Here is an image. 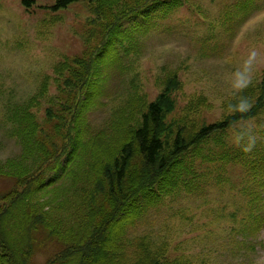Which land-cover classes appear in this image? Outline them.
Returning a JSON list of instances; mask_svg holds the SVG:
<instances>
[{"label":"rangeland","instance_id":"1","mask_svg":"<svg viewBox=\"0 0 264 264\" xmlns=\"http://www.w3.org/2000/svg\"><path fill=\"white\" fill-rule=\"evenodd\" d=\"M23 1L0 0V163L18 158L22 151L10 136L13 126L5 117L37 96L45 77L53 83L58 64L85 54L92 29V16L84 2L53 13L48 9L57 0H32L34 4L29 9ZM166 3L172 6H164L158 12L147 11L124 24L126 34L138 43L133 54L126 56L120 51L117 67L102 69L101 86L92 98L93 105L83 125L85 139L111 132L114 115L133 99L155 101L173 74L182 88L174 94L177 108L169 121L181 118L192 101L204 98L210 108L195 114L201 125L222 121L228 103L244 89L261 84L264 0ZM56 95V87L51 85L48 100ZM47 107L44 100L36 111L42 123ZM48 125L51 132L52 125ZM246 134L252 137L246 142L248 147L241 144L246 141ZM260 141L264 145V115L235 125L227 131L221 145L210 141L204 153L213 157V162L203 165L201 160L195 161L193 177L198 179H193L191 187L182 184L151 206L131 226L128 236L133 240L147 238L156 247L167 246L171 261L264 264V223L260 225L264 212L258 211L264 207V162L259 166L263 172L256 179L248 171L250 154L254 151L260 156L264 151ZM230 150L236 151L235 156L219 163L222 153ZM12 187L11 180L0 178V200ZM259 225L262 228L254 231ZM247 227L253 233H247ZM59 250L46 234L38 236L33 264H46Z\"/></svg>","mask_w":264,"mask_h":264},{"label":"trees","instance_id":"2","mask_svg":"<svg viewBox=\"0 0 264 264\" xmlns=\"http://www.w3.org/2000/svg\"><path fill=\"white\" fill-rule=\"evenodd\" d=\"M80 2L88 5L92 16L87 51L58 64L53 83L45 77L38 95L5 117L22 151L18 158L0 163V178L13 182L0 200V264H33L42 234L60 248L46 264H189L169 260L167 246L156 247L144 237L133 240L127 233L151 206L182 184L191 187L198 179L193 177L195 161L213 162L204 153L205 145L220 144L235 125L264 115V77L258 87L244 89L228 103L222 121L201 125L195 114L210 108L204 98L192 101L181 118L169 121L177 108L174 94L182 88L173 74L155 101L133 99L118 109L111 132L85 141L83 125L101 86L102 69L117 67L120 51L133 54L138 43L126 34L124 24L172 5L167 0H57L48 10L59 13ZM33 4L23 1L27 9ZM51 85L57 98L48 100ZM44 100L51 132L37 116ZM249 138L246 134L241 144L248 147ZM260 145L264 149L261 141ZM263 152L249 156L251 178L263 172ZM235 154L222 153L218 162H228ZM252 214L254 220L255 211ZM248 232L253 229L247 227Z\"/></svg>","mask_w":264,"mask_h":264},{"label":"clouds","instance_id":"3","mask_svg":"<svg viewBox=\"0 0 264 264\" xmlns=\"http://www.w3.org/2000/svg\"><path fill=\"white\" fill-rule=\"evenodd\" d=\"M245 150H248V149H245Z\"/></svg>","mask_w":264,"mask_h":264}]
</instances>
